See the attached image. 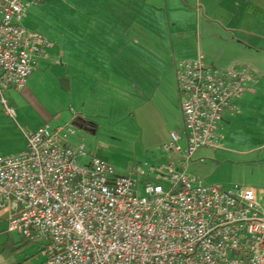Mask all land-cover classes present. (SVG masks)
<instances>
[{
    "label": "built area",
    "instance_id": "obj_1",
    "mask_svg": "<svg viewBox=\"0 0 264 264\" xmlns=\"http://www.w3.org/2000/svg\"><path fill=\"white\" fill-rule=\"evenodd\" d=\"M27 9L0 0V106L12 118L6 92L27 88L52 45L21 25ZM175 73L184 136L170 132L165 149L181 154L183 167L170 160L120 174L48 124L24 131V150L0 155V210L17 208L8 231L40 243L44 264H264L255 189L210 184L187 170L199 149L219 147L224 115L237 111L258 75L213 68L203 55L178 61Z\"/></svg>",
    "mask_w": 264,
    "mask_h": 264
},
{
    "label": "crops",
    "instance_id": "obj_2",
    "mask_svg": "<svg viewBox=\"0 0 264 264\" xmlns=\"http://www.w3.org/2000/svg\"><path fill=\"white\" fill-rule=\"evenodd\" d=\"M55 2L64 4L70 28L21 90L19 105L37 107L35 126L25 132L48 124L67 131L70 145L84 144L110 161L183 167L184 157L165 149L170 132L184 136L175 64L203 55L216 69L248 67L258 80L237 111L224 115L219 147L199 149L187 170L204 178L217 154H228L229 162L236 156L254 170L244 185L264 206V0ZM125 136L133 140L132 157L118 151ZM16 213L0 210V264H44L40 243L20 233L5 237Z\"/></svg>",
    "mask_w": 264,
    "mask_h": 264
},
{
    "label": "rangeland",
    "instance_id": "obj_3",
    "mask_svg": "<svg viewBox=\"0 0 264 264\" xmlns=\"http://www.w3.org/2000/svg\"><path fill=\"white\" fill-rule=\"evenodd\" d=\"M23 1L28 4V9L26 17L21 21V25L27 30L42 33L51 42L59 46L58 38L65 36L67 30L70 28L67 21H65L66 10L64 4L59 5L55 0ZM253 86L252 84L250 85V87ZM5 97L9 101L8 106L12 107L16 113L15 117L12 118L5 114L4 108L0 106V155L18 153L25 149L26 141L24 138V131L34 128V115L37 109L34 104H30L26 107L19 105L23 100V95L20 90H12L10 94L6 92ZM120 139L123 143V147L118 148V151L121 153L130 151V154L127 153V156L132 157L134 155L133 140L126 138V136ZM87 151L89 150L87 149ZM91 154L96 155L93 153ZM228 158H231V156L229 157L226 153L217 154L216 161L214 162L216 166H213V168L210 166V175L204 177V179L210 184H220L225 187L236 185L245 186L246 178H251L254 174V170L248 164H242V161L236 159V156L235 159H231L230 162L226 161ZM107 161L113 164L120 174H128L134 167L143 166L145 163L153 164L149 161H143L141 163ZM208 162L210 163L211 161H207V163ZM195 175L200 176L197 173H195ZM138 180L141 181V179ZM6 230L8 231V223ZM16 235H19L18 232H11L5 234V237L13 239Z\"/></svg>",
    "mask_w": 264,
    "mask_h": 264
}]
</instances>
